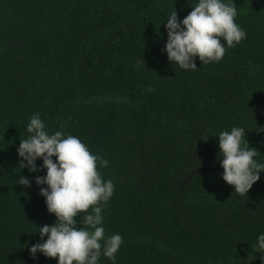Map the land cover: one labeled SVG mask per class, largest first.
<instances>
[{"label": "trees", "instance_id": "1", "mask_svg": "<svg viewBox=\"0 0 264 264\" xmlns=\"http://www.w3.org/2000/svg\"><path fill=\"white\" fill-rule=\"evenodd\" d=\"M195 2L0 0V264H57L29 251L57 219L34 179L46 169L17 153L34 112L109 161L98 170L115 185L102 214L123 239L116 264H264V171L235 192L217 135L245 128L264 162V0H234L246 38L182 70L163 51L165 24Z\"/></svg>", "mask_w": 264, "mask_h": 264}, {"label": "clouds", "instance_id": "2", "mask_svg": "<svg viewBox=\"0 0 264 264\" xmlns=\"http://www.w3.org/2000/svg\"><path fill=\"white\" fill-rule=\"evenodd\" d=\"M192 6L182 19L175 10L171 11L165 24L167 40L163 51L182 70L197 68L196 57L202 64L219 62L227 48L246 38V32L234 19V0H196ZM152 90L149 86L148 91ZM26 131L28 137L21 139L17 148L21 168L26 164L32 172L46 169L45 175L34 179L37 185H46L39 191L47 210L57 218L52 225L39 227L43 242L33 244L30 253L35 257L39 251L45 257L57 258V264H99L101 255L116 264L115 254L123 239L119 233L105 234L102 214L115 185L98 170V166L107 167L109 161L91 152L76 135L62 129L50 133L38 112L30 116ZM217 135L219 154L223 156L219 161L222 179L234 185L235 192L246 194L264 171V162L257 160L256 148L245 139V128L233 126ZM38 158L42 159L39 166ZM18 183L29 185L30 181L20 176ZM78 213L79 221L74 218ZM256 249L264 252V232L257 236Z\"/></svg>", "mask_w": 264, "mask_h": 264}]
</instances>
